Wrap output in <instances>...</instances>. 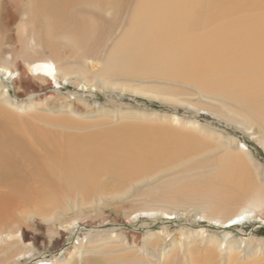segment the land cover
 <instances>
[{
	"label": "bare ground",
	"instance_id": "6f19581e",
	"mask_svg": "<svg viewBox=\"0 0 264 264\" xmlns=\"http://www.w3.org/2000/svg\"><path fill=\"white\" fill-rule=\"evenodd\" d=\"M126 1L0 0V32L4 34L0 37V264H23L27 258L35 257L32 243L26 238L25 223L42 218L54 227H63V231L77 223L76 218L70 225L61 223L66 212L58 204L71 192L95 195L104 173L113 175V180L115 175L130 178L132 168L141 165L147 169L163 154L172 152L159 133H82L83 129L70 118L79 113L73 101L52 95L40 101L17 103L11 92L21 99L25 96L20 95L42 91L52 84L60 88L65 81L80 88L115 90L181 103L148 93L142 86L113 82L107 72L121 78L179 81L197 85L210 100L216 101L212 96H218L249 105L256 113V127L264 132V15L259 13L264 0H137L126 9L124 21L119 22L123 38L113 53L116 63L112 69L105 64L114 59L102 64L92 55L99 47L95 35L100 26L75 12H93L116 21L128 6ZM205 3L207 9L203 8ZM64 47L75 61H87L86 71L78 73L68 67V59L64 61L60 55ZM3 77H7L12 90L9 83H2ZM228 115L226 121L232 124L241 122L244 128L254 127L238 113L230 111ZM258 142L264 146V135ZM240 152L251 158L244 145ZM227 174V178L231 177ZM253 191H247V200H252L249 209L234 211L225 220L211 221L222 230L254 218L264 223L255 213L264 208V189ZM158 214H166L170 220L177 213L149 210L135 216ZM92 234L89 231L79 236L67 259L43 257L36 259V264H63L71 259L75 261L72 264H145L130 253L102 260L88 258L90 246L104 242ZM161 234L132 236V244L138 247L139 241L145 239L146 246L158 247L165 241L166 234ZM197 235L201 247L206 248L188 252L191 264H213L216 258L244 254L240 245L246 244L245 239L238 241L229 233L215 235L206 230ZM229 264L248 263L235 258Z\"/></svg>",
	"mask_w": 264,
	"mask_h": 264
},
{
	"label": "rangeland",
	"instance_id": "374dc122",
	"mask_svg": "<svg viewBox=\"0 0 264 264\" xmlns=\"http://www.w3.org/2000/svg\"><path fill=\"white\" fill-rule=\"evenodd\" d=\"M136 1L127 0L128 6H124L116 21L93 12H75V15L89 18L100 26L95 35L99 47L92 55L101 59L102 64L114 59L117 42L120 43L123 38V28L119 22L124 21L126 9ZM207 5L205 3L203 8L207 9ZM259 13L264 15V7ZM3 35L0 32V37ZM33 46L35 50H40L38 46ZM60 55L64 61L68 59V67L75 72L81 73L88 68L87 61L72 59L66 47L61 49ZM115 63L114 59L105 66L113 69ZM107 74L113 82H125L131 87L142 86L148 93L181 103L115 90L80 88L73 82L65 81L60 88L52 84L53 87H45L42 91L20 95L25 96L21 99L14 92L11 95L17 103L40 101L52 95L59 99L66 98L74 102L79 112L78 117H69L83 129L82 133H159L172 152L163 154L147 169L141 165L128 169L132 174L130 178L119 179L115 175L113 180V175L104 173L95 195L73 191L71 196L60 200L58 205L63 206L66 212L61 223L70 225V221L77 219V223L67 231L44 222L42 218L25 223L26 238L32 243L35 257L27 258L23 264H36L35 260L43 257L67 259L79 236L83 237L89 231L93 232L91 236H95L96 240H104L90 246L87 256L94 260L130 253L134 259L139 258L140 263L145 264H191L187 259L188 252L206 248L201 247V239L197 235L200 230L215 235L229 233L238 241L241 238L247 240L246 244L240 245L244 254L235 258L248 264H264V223L260 219L242 221L230 230H222L219 224L217 226L211 221L215 218L225 220L234 211L249 209L252 200L251 197L247 200V191L251 194L257 188L264 189V146L258 142L264 132L256 127L259 123L253 118L256 113L252 107L218 96H212L216 101L210 100L194 84L157 78H121L113 72ZM243 74L248 76L250 72ZM2 83H9L7 77L2 78ZM8 85L5 88H9L10 83ZM230 111L246 117L254 127L248 129L241 122L237 125L226 121ZM59 114L57 116L64 113ZM177 120L180 123L174 125ZM243 145L251 158L240 152ZM121 170L127 172V169ZM226 172L231 177L227 178ZM149 210L177 214L170 220L166 214L135 216V213ZM255 213L264 219V208L256 209ZM150 233L158 236L165 233L168 237L163 235L165 241L158 247L146 246L145 239L139 241L138 247L132 244V236L142 237ZM115 237L119 240H115ZM235 258H216L213 264H229V260ZM73 260H65L63 264H72L75 262Z\"/></svg>",
	"mask_w": 264,
	"mask_h": 264
}]
</instances>
